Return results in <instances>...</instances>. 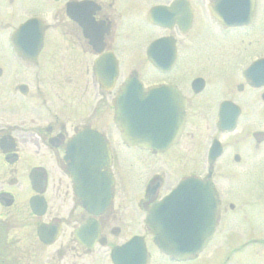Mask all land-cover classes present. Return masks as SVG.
Here are the masks:
<instances>
[{
  "label": "flooded vegetation",
  "instance_id": "flooded-vegetation-1",
  "mask_svg": "<svg viewBox=\"0 0 264 264\" xmlns=\"http://www.w3.org/2000/svg\"><path fill=\"white\" fill-rule=\"evenodd\" d=\"M127 77L177 89L178 135L124 141ZM187 176L215 190L191 260L264 264V0H0V264L191 261L146 222Z\"/></svg>",
  "mask_w": 264,
  "mask_h": 264
},
{
  "label": "water",
  "instance_id": "water-1",
  "mask_svg": "<svg viewBox=\"0 0 264 264\" xmlns=\"http://www.w3.org/2000/svg\"><path fill=\"white\" fill-rule=\"evenodd\" d=\"M135 86L128 81L116 102L115 120L120 127L134 128L138 133H146L151 127L179 128L182 102L164 100L162 86ZM212 192L208 184L186 179L154 205L148 222L161 251L175 258L192 257L204 247L213 227Z\"/></svg>",
  "mask_w": 264,
  "mask_h": 264
},
{
  "label": "rangeland",
  "instance_id": "rangeland-1",
  "mask_svg": "<svg viewBox=\"0 0 264 264\" xmlns=\"http://www.w3.org/2000/svg\"><path fill=\"white\" fill-rule=\"evenodd\" d=\"M149 72V71H148ZM152 71H150L149 73H151ZM153 73V72H152ZM150 78L151 79H157V78H161V76H158V75H155V74H153V75H151L150 76ZM111 113V112H110ZM110 113H108L109 114V116H110ZM110 118V117H109ZM251 228H253V227H251ZM218 245V243H214V244H212L209 248H207V250L204 252V255L200 258V260L201 261H187V262H185V263H183V264H202V262H204V259H206V256L205 255H207V254H209V252L213 249V247L214 246H217ZM254 261L256 262L255 264H257L258 263V261L257 260H255L254 259ZM249 262H250V260L249 261H246V263L247 264H249ZM206 263V262H205ZM153 264H161V262H160V260H155V261H153ZM163 264H171V263H168V262H163ZM252 264V263H251Z\"/></svg>",
  "mask_w": 264,
  "mask_h": 264
}]
</instances>
